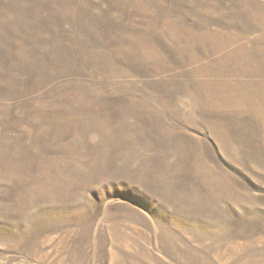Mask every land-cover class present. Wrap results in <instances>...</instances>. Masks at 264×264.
I'll use <instances>...</instances> for the list:
<instances>
[{"label": "rangeland", "instance_id": "obj_1", "mask_svg": "<svg viewBox=\"0 0 264 264\" xmlns=\"http://www.w3.org/2000/svg\"><path fill=\"white\" fill-rule=\"evenodd\" d=\"M0 264H264V0H0Z\"/></svg>", "mask_w": 264, "mask_h": 264}]
</instances>
